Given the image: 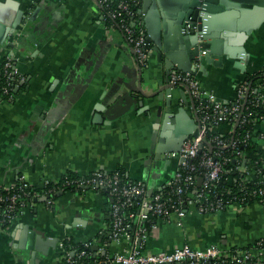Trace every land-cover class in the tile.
Segmentation results:
<instances>
[{
	"label": "crops",
	"instance_id": "obj_1",
	"mask_svg": "<svg viewBox=\"0 0 264 264\" xmlns=\"http://www.w3.org/2000/svg\"><path fill=\"white\" fill-rule=\"evenodd\" d=\"M13 1L27 18L0 44V56L15 59L25 82L12 102L0 103V186L12 187L23 176L43 189L68 172L85 177L121 169L150 192L164 187L177 160L157 151L178 147L176 131L193 119L188 94L170 84L174 69H167L154 52L140 77L131 48L120 31L106 28L95 0ZM223 34V51L245 49L243 69L232 59L223 67L203 63L197 77L204 90L227 102L246 75L264 71V23L246 41L236 30ZM167 87L172 89L170 107L166 94L158 100ZM169 112L175 123L164 131ZM110 201L90 190L59 197L55 210L43 203L25 210L0 231V264H30L28 252L21 250L29 244L25 228L42 237L40 246L58 241L47 247L48 254H38L39 264H66L59 242L68 237L89 242L105 256L103 263L112 264L111 257L140 242L100 243L102 232L110 230ZM259 240L264 241V206L257 203L206 215L190 208L181 221L161 220L158 232L142 246L158 252L189 244L204 251L218 244L246 248Z\"/></svg>",
	"mask_w": 264,
	"mask_h": 264
},
{
	"label": "built area",
	"instance_id": "obj_2",
	"mask_svg": "<svg viewBox=\"0 0 264 264\" xmlns=\"http://www.w3.org/2000/svg\"><path fill=\"white\" fill-rule=\"evenodd\" d=\"M111 1L114 0H95L104 17L106 28L120 31L133 52L137 66L146 68L151 51L147 47L146 31L142 30V15L135 19L129 3V1H135L122 0L115 6H112ZM107 19L118 22V27L107 25ZM138 26L141 27L139 31ZM187 27L190 25L188 24ZM197 66L199 67L198 64ZM3 69L8 78V86H18L25 82V77L18 72L12 56L7 57ZM170 84L173 88H183L186 91L190 98L193 119L199 126L197 137H189L182 144L179 152L168 154L167 158L177 160L173 178L164 187L157 189L154 194H150L149 189L141 182H123L118 171L92 172L89 179L79 181L82 185L90 186L93 191L108 192L112 199L110 230H107L110 243H117L122 239L140 242V246L134 245L126 252L115 254L110 258V262L112 264H264L263 240L255 242L248 248H225L218 244L204 251H199L189 244L172 251L153 252L143 248L142 244L147 238L158 232L161 220L171 221L175 217L177 221H181L190 208L206 215L224 211L234 205L241 206L231 204L229 200H223L220 197L217 200H211V196L216 193V186L225 173L224 167L231 160L225 151L231 155L232 151L235 153L234 161L237 164L235 170L238 171L235 173L241 174L238 186L244 188L256 179L258 190H254L252 195L264 196V171L258 168L259 160L263 161L264 168V131L259 133V129H264V117L261 116L262 122L259 125L255 124L253 132H248L243 140L233 138L238 126L243 127L254 122L251 119L248 120L251 113L244 115V109L251 95L250 82L245 79L240 81L236 85L234 99L227 102L220 101L212 92L204 90L195 74L174 72L170 77ZM8 86L3 89V93L9 95V99L5 101L11 102L14 95H10ZM256 88L260 92L253 96L251 106L264 109V79L256 82ZM252 139L256 144L252 152L243 153L238 150L241 145L243 148L248 146ZM193 160L196 161L194 164ZM241 160L249 162V166H241ZM252 160L255 162L252 163ZM257 169L258 172H256ZM198 178L202 179L201 187L198 192L192 194V198H189L188 194L192 188L196 189ZM21 180H25V177L22 176ZM15 185L16 183L9 188L3 186L0 188L11 189ZM164 189L166 190L163 191ZM19 199L21 200V194L8 197L0 195V203L7 204L4 219L0 223L5 222L7 217L11 219V226L18 215L33 206V203H24ZM15 211H17L16 215H14ZM153 217L157 218L156 223H153L149 229L146 228V223H149ZM4 230L0 227V231ZM102 235H105V232H102ZM83 245L85 248L91 246L89 242ZM59 246L63 250L62 258L66 264H73V255L65 252L63 240L59 242ZM83 254L84 252L81 255Z\"/></svg>",
	"mask_w": 264,
	"mask_h": 264
},
{
	"label": "water",
	"instance_id": "obj_3",
	"mask_svg": "<svg viewBox=\"0 0 264 264\" xmlns=\"http://www.w3.org/2000/svg\"><path fill=\"white\" fill-rule=\"evenodd\" d=\"M134 1L141 3L138 14L142 15L150 55L155 52L160 61L166 63V68L174 69V72L197 75L198 71H204V66H200L203 63L223 67L227 59L237 60L234 66L243 69L244 66L241 64L246 57L245 49L241 47L237 53L223 51L221 49L223 30H236L241 41H246L264 23V0ZM26 18V14L20 10L18 3L13 0H0V44L10 40L17 28L25 23ZM188 24L190 27H187ZM200 35H202V40H200ZM139 70L140 77H142L143 69L139 67ZM18 90L19 87L15 92ZM171 90L169 87L162 90L158 100H163L165 94L167 97L171 95ZM167 101L170 107V97ZM181 113L185 120L186 113L183 110ZM173 118H175L174 114L170 112L166 114L162 128L164 131L173 130V123H175ZM156 123L160 124V118H157ZM198 127L197 121L191 119L183 130L175 133L176 138L179 139L178 147L157 152L163 155L179 152L182 144L189 137L198 136ZM201 184L202 179L198 178L197 188H200ZM44 201L45 198L39 200L40 203ZM55 208L56 206L52 207L53 210ZM25 229L28 233L27 237L29 236V240L27 238L29 244L23 246L21 250L28 252L30 264H39L38 254H48L50 245L55 246L58 241L57 239L50 240L48 245L40 246V241H43L42 237L28 228ZM94 250L97 252L98 248ZM104 254L105 251L102 252V255Z\"/></svg>",
	"mask_w": 264,
	"mask_h": 264
},
{
	"label": "trees",
	"instance_id": "obj_4",
	"mask_svg": "<svg viewBox=\"0 0 264 264\" xmlns=\"http://www.w3.org/2000/svg\"><path fill=\"white\" fill-rule=\"evenodd\" d=\"M120 1L122 0L111 1L112 6H115ZM39 2L40 0H35V3H39ZM129 3L131 5L132 11L135 14V19L139 18L138 10L140 8L141 3L140 2H130V1ZM34 6L35 5H33L32 7ZM107 25L117 26L118 22H114L110 19H107ZM140 28L141 27L138 26L137 30L139 31ZM142 30L145 31L143 24H142ZM8 56L10 55L3 56V57L0 56V101H5L9 99V95H5L3 93V89L8 86V78L6 74L4 73V69H3ZM244 79L249 81L251 84V95L244 109V115H247V114L250 115L251 113L248 120L251 119L254 122H251L250 124H246L243 127L238 126L233 134V138H235L236 140L237 139L243 140L247 136L248 132L249 133L253 132L254 125L255 124L259 125L262 122L260 119L261 116L264 117L263 108L261 107L255 108L251 106V100L253 96L258 94V92H260V90L256 88V82H259L260 80L264 79V71L253 74V75L248 74L245 76ZM23 85L24 84H20L18 86H14V85L8 86V89L11 92L10 95L13 94L15 97L16 88L19 87V90H20L23 88ZM262 131L263 130L259 129V133H261ZM227 136H230V135H227ZM230 138L232 137L230 136ZM255 148H256V144H255V141L252 139L249 141L248 146H245L243 148V145H241L238 147V150H241L243 153L245 152L249 153V152H252V150H254ZM225 154L229 156L231 160L225 165L224 170H223V172L225 173L222 175L221 181L216 186V189H215L216 193L214 196H211V200H217L220 197L223 200H229L231 204H239L243 207L251 206L257 203L264 206V196H253L252 195L254 190H258V185L256 184L257 181H255L256 179L250 182L249 184L245 185L244 188L239 187L238 183L240 182L241 174L235 173V172H238L235 170L237 166L236 162L234 161L236 157L235 153L232 151V155H231L227 151H225ZM255 160H252V163H254ZM195 162H196L195 160L192 161L193 164ZM240 165L249 166V162H245L244 160H241ZM258 165H259L258 168L263 169L262 171H264V168L262 166L263 165L262 160L258 161ZM116 171L120 173V176L123 182H134V183L137 182V181H132L126 178L124 175V172L121 169L120 170L117 169ZM256 172H258V169L256 170ZM91 174L84 177V176H79L73 172H68L60 180H57L54 182L49 181L48 184L44 185L43 189L35 188L34 186L29 185L25 180H21V177H19V179L16 181L15 187L11 189L0 188V195L4 197H8L13 194H21V200L20 199L19 200L24 203H33L32 207L38 205L40 203L39 202L40 199L45 198V201L43 202V204H45L48 208H52L53 206H55V201L63 195H66L69 193L82 194L84 193V191L92 190L90 186L80 184V182L89 179ZM199 189L200 188H197V186H196V189L195 187L192 188L190 194H188V197L192 198L193 196L192 194H194L196 190L198 192ZM229 189H231V191ZM165 190L166 189H164L163 191ZM95 191L100 192L104 196H107L110 198L108 192L106 191H103V190H95ZM148 192L150 194H154L156 193V190L152 192L150 191ZM213 197H216V198H213ZM6 206H7L6 203H0V211H1L0 222L4 219V212L6 211ZM16 213L17 211L14 212V215H16ZM5 219H6L5 222L0 223L1 229H7L11 224L10 222L11 219L7 217ZM156 221H157V218L153 217L149 223H146L145 225L146 228L149 229L153 223H156ZM108 236H109V231H106L105 235L101 236L102 240L100 239V243H106V242L110 243V241L108 240L109 239ZM63 244H64L65 252L71 253L73 255L72 256V259L74 261L73 264H101L103 263L102 260L105 258V256L103 257L101 255H98V253H96V251L91 246L89 248H85L83 243H77L73 240V238H69V237L63 240ZM83 252L84 254L81 255Z\"/></svg>",
	"mask_w": 264,
	"mask_h": 264
}]
</instances>
